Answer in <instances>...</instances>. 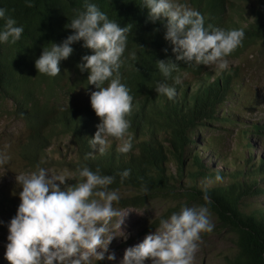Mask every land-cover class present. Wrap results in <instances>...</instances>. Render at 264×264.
Segmentation results:
<instances>
[{
    "label": "trees",
    "instance_id": "1",
    "mask_svg": "<svg viewBox=\"0 0 264 264\" xmlns=\"http://www.w3.org/2000/svg\"><path fill=\"white\" fill-rule=\"evenodd\" d=\"M89 2L130 30L120 73L121 82L134 97L128 117L134 137L132 151L120 154L117 148L121 141L114 138H108L104 155L91 149L89 141L100 118L90 103L60 100L62 92L70 94L91 85L87 82L89 73L77 67L83 56L92 54L82 47V41L72 45L74 51L61 61L57 77L39 74L35 68L45 46L59 44L72 34L66 26L77 12L85 10V0H0V8L24 27L16 44H0V145L10 146L33 170L39 165L76 173L87 165L114 175L116 182L110 188L119 189V205L123 207H141L149 200L179 194L204 205L206 190L212 201L208 207L218 224L236 235V251L225 255V264H264V201L255 200L264 195V119L250 124L245 121L253 105L246 103L250 95L245 91L243 66L229 64L218 74L215 66L177 61L173 46L165 40L166 20L153 22L142 0ZM179 2L199 11L205 27L211 26L209 30L244 31L243 46L228 59L239 58L252 45L264 43V0ZM131 53H135V60ZM168 59L179 66L180 73H187L174 100L154 90L163 79L156 61ZM251 112L259 113L257 109ZM15 123L20 126L11 129ZM214 124L237 126L236 149L222 150L223 137L202 139L199 133ZM90 152L93 155H88ZM126 169L131 170L130 176L121 184L119 173ZM217 173L222 182H215ZM143 185L149 189L147 194L141 191ZM20 203L1 196L0 212L14 217Z\"/></svg>",
    "mask_w": 264,
    "mask_h": 264
},
{
    "label": "clouds",
    "instance_id": "2",
    "mask_svg": "<svg viewBox=\"0 0 264 264\" xmlns=\"http://www.w3.org/2000/svg\"><path fill=\"white\" fill-rule=\"evenodd\" d=\"M142 3L153 22L166 20L165 40L173 46L177 61L215 66L219 74L228 69V57L243 46L242 29L209 30L211 26L205 27L201 13L179 0H142ZM85 4V10L77 12L66 26L73 30L72 34L59 44L45 46L35 60V68L39 74L57 77L61 61L67 60L74 51L72 45L82 41V47L90 49L92 54L83 56L77 67L89 73L87 82L97 89L90 95V105L100 118L97 131L89 141L91 149L104 155L108 138H114L121 141L117 151L126 155L133 149L134 137L129 132L128 117L134 107V97L121 82L120 69L125 63L130 30L109 19L95 3L85 0ZM0 21L3 22L0 44H16L24 27L4 8H0ZM130 55L136 59L135 53ZM156 66L163 79L157 81L155 92L174 100L177 86L183 84L187 73H180L179 66L170 59L158 60ZM11 159L10 154L0 151V167L9 165ZM130 172L126 169L119 173L121 184ZM15 179L22 191L16 215L7 224L5 258L10 264H97L105 259L116 260L109 245L117 237L113 229L121 231L127 215L114 207L121 200L119 189L110 188L116 182L114 175L83 165L77 169V182L68 185L66 180L73 179L71 173L56 174L38 165L35 171L18 174ZM222 181L223 177L217 173L215 182ZM141 191L147 194L149 189L143 185ZM203 200L204 205H185L170 217L161 218L159 229L126 249L119 264H145L146 260L151 264H193L201 234H210L215 228L208 207L212 201L206 190ZM114 218L119 219L114 221Z\"/></svg>",
    "mask_w": 264,
    "mask_h": 264
},
{
    "label": "rangeland",
    "instance_id": "3",
    "mask_svg": "<svg viewBox=\"0 0 264 264\" xmlns=\"http://www.w3.org/2000/svg\"><path fill=\"white\" fill-rule=\"evenodd\" d=\"M244 17H248L245 14ZM229 64H241L243 66L244 75L246 77V89L249 92L250 99L246 103H251L253 108L248 110V114L245 117L247 123L259 121L264 119V43H256L252 45L245 53L239 58L228 59ZM94 85H90L89 88L81 86L75 92L66 94L61 93V102L68 103L72 101L74 104L84 105L90 103V95L93 91H96ZM228 111L231 109L227 106ZM251 109H257L259 113L251 112ZM232 110V109H231ZM230 110V111H231ZM20 126L19 123H15L13 128ZM246 125H241L245 127ZM237 126L235 128H229L225 124H214L209 126L208 129L203 130L199 134L202 139L206 136L213 135L217 137H223L224 142L221 144V149L224 151H232L237 148L238 138ZM204 134V136H203ZM206 140V139H205ZM0 151H5L11 155L12 159L9 165L0 167V197L8 196L18 200L19 193L22 188L17 185L16 175L21 173H30L35 170L26 167L15 155L13 149L8 145H0ZM239 152L242 151L240 148ZM50 172L60 174L67 171L73 175V179L66 180V184L72 185L77 182L76 173L63 167L49 168ZM63 187V186H61ZM259 199L264 201V195L259 194L255 200ZM264 204V203H262ZM200 206L194 201H189L185 196L178 195L171 198L158 197L147 201L141 207L128 206L123 207L119 204H114V207L122 210L126 216L124 223L121 225V231L124 232V236L119 228L113 229V233L117 236L114 237L109 245V251L114 252L116 255L115 261L103 260L106 264H119L123 259L126 249L134 247L141 243L146 235L154 234L159 229V221L161 218H168L173 212H179L182 206ZM211 212V220L215 225L214 231L210 234L202 233V241L199 245V250L195 254L193 264H225V255L232 254L236 251V235L235 233L226 228H222L217 221L215 214ZM13 217L7 213L0 212V263L10 264L5 258L8 228L7 224ZM119 219V218H114ZM107 255V254H106ZM101 262V261H99ZM95 263V262H94ZM55 264V262H54ZM145 264H151L150 260H146Z\"/></svg>",
    "mask_w": 264,
    "mask_h": 264
}]
</instances>
